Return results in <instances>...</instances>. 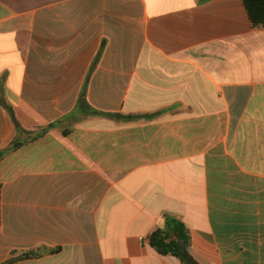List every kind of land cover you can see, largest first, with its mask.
<instances>
[{
    "label": "crops",
    "instance_id": "crops-1",
    "mask_svg": "<svg viewBox=\"0 0 264 264\" xmlns=\"http://www.w3.org/2000/svg\"><path fill=\"white\" fill-rule=\"evenodd\" d=\"M4 103L55 127L0 164V264H183L150 245L165 215L198 264H264V29L242 0H0V150Z\"/></svg>",
    "mask_w": 264,
    "mask_h": 264
},
{
    "label": "trees",
    "instance_id": "trees-1",
    "mask_svg": "<svg viewBox=\"0 0 264 264\" xmlns=\"http://www.w3.org/2000/svg\"><path fill=\"white\" fill-rule=\"evenodd\" d=\"M248 17L250 19L253 29H264V0H242ZM6 110L12 117V120L17 128V135L12 143L0 150V164L3 159L10 153L15 152L23 146L34 142L46 134L49 130L55 127V124H50L36 132H28L22 128L18 122L14 108L9 103H4ZM89 108L86 100L85 89L81 92L78 100V109ZM24 135H27L24 136ZM66 135V132H64ZM1 184H0V223H1ZM164 226L157 229L149 236V242L151 247L159 254L168 256L172 255L177 257L183 264H198L188 252V247L191 243V234L186 225L171 215H165L163 217ZM27 254H21L18 258H26ZM17 258V259H18ZM16 259H11L8 262L11 263Z\"/></svg>",
    "mask_w": 264,
    "mask_h": 264
}]
</instances>
